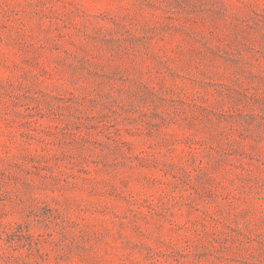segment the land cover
<instances>
[{"label":"rangeland","instance_id":"rangeland-1","mask_svg":"<svg viewBox=\"0 0 264 264\" xmlns=\"http://www.w3.org/2000/svg\"><path fill=\"white\" fill-rule=\"evenodd\" d=\"M0 264H264V0H0Z\"/></svg>","mask_w":264,"mask_h":264}]
</instances>
